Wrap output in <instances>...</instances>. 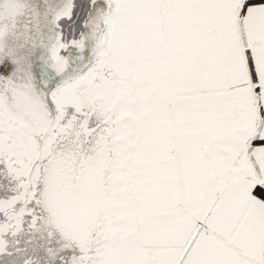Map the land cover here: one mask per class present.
Masks as SVG:
<instances>
[{
    "label": "snow or ice",
    "instance_id": "obj_1",
    "mask_svg": "<svg viewBox=\"0 0 264 264\" xmlns=\"http://www.w3.org/2000/svg\"><path fill=\"white\" fill-rule=\"evenodd\" d=\"M0 264H264V0H0Z\"/></svg>",
    "mask_w": 264,
    "mask_h": 264
}]
</instances>
